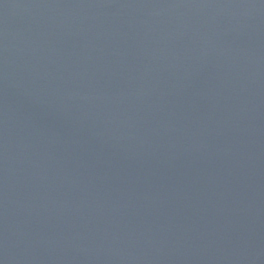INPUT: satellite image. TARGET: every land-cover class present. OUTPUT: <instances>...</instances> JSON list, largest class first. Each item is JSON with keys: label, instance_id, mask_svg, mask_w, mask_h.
Here are the masks:
<instances>
[{"label": "water", "instance_id": "95a60500", "mask_svg": "<svg viewBox=\"0 0 264 264\" xmlns=\"http://www.w3.org/2000/svg\"><path fill=\"white\" fill-rule=\"evenodd\" d=\"M0 264H264V0H0Z\"/></svg>", "mask_w": 264, "mask_h": 264}]
</instances>
